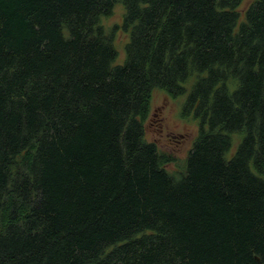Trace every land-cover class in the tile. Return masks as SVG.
I'll return each mask as SVG.
<instances>
[{
  "label": "trees",
  "instance_id": "1",
  "mask_svg": "<svg viewBox=\"0 0 264 264\" xmlns=\"http://www.w3.org/2000/svg\"><path fill=\"white\" fill-rule=\"evenodd\" d=\"M242 1L0 0V264H264V0ZM155 88L198 122L181 170L145 139Z\"/></svg>",
  "mask_w": 264,
  "mask_h": 264
},
{
  "label": "rangeland",
  "instance_id": "2",
  "mask_svg": "<svg viewBox=\"0 0 264 264\" xmlns=\"http://www.w3.org/2000/svg\"><path fill=\"white\" fill-rule=\"evenodd\" d=\"M250 0H243L238 12L243 18ZM124 14V6L118 2L111 15L102 18V24L109 30L114 24L121 25ZM129 35L123 29H119L113 40L117 56L113 65H120L125 59V44ZM190 81L185 85L188 88ZM186 93L172 97L161 89L155 88L152 92L150 111L144 122L145 139L154 142L158 149L169 153L175 159L165 168L169 171L181 170L188 151L198 134V122L192 112H185L183 104Z\"/></svg>",
  "mask_w": 264,
  "mask_h": 264
}]
</instances>
